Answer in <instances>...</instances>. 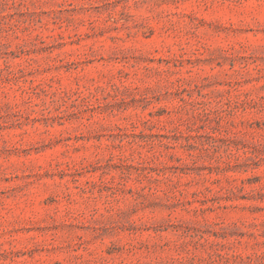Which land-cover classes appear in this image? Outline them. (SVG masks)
I'll return each mask as SVG.
<instances>
[{"label":"rangeland","instance_id":"rangeland-1","mask_svg":"<svg viewBox=\"0 0 264 264\" xmlns=\"http://www.w3.org/2000/svg\"><path fill=\"white\" fill-rule=\"evenodd\" d=\"M0 264H264V0H0Z\"/></svg>","mask_w":264,"mask_h":264}]
</instances>
